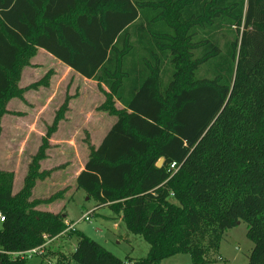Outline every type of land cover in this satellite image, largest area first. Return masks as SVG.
<instances>
[{"label": "trees", "instance_id": "trees-1", "mask_svg": "<svg viewBox=\"0 0 264 264\" xmlns=\"http://www.w3.org/2000/svg\"><path fill=\"white\" fill-rule=\"evenodd\" d=\"M39 48L96 81L100 108L116 117L88 145L76 189L149 244L145 257L120 259L70 230L74 264H160L180 253L206 264L241 221L253 243L247 264H264V0H0V118L22 97L20 71ZM67 108L66 99L17 193L14 172L0 169V264H25L9 252L66 229L64 212L35 209L61 192L30 196Z\"/></svg>", "mask_w": 264, "mask_h": 264}, {"label": "rangeland", "instance_id": "rangeland-1", "mask_svg": "<svg viewBox=\"0 0 264 264\" xmlns=\"http://www.w3.org/2000/svg\"><path fill=\"white\" fill-rule=\"evenodd\" d=\"M34 83L39 85L28 88ZM17 86L24 89L22 97L10 98L5 104L7 112L0 118V168L14 172L15 189L23 187L32 156L66 99L68 108L49 138V149L46 150L49 159L44 158L39 162L40 170H48L47 175L55 169L66 170L69 174L80 169L87 160L88 145L95 146L116 120L115 116L100 108L105 95L96 81L82 77L43 49H37L28 64L22 67ZM103 89L106 90L104 86ZM115 107L122 108L117 101ZM45 177L37 179L34 187L38 181H45ZM39 186L42 193L38 191L33 194V187L30 200L46 199L42 196L45 191H49L50 196L61 193L50 202L38 203L35 209L51 213L65 211L73 221L78 220L83 212L95 209L90 221H78L75 229L120 259L126 256L136 259L146 256L149 244L142 236L129 232L108 206L96 207V201L93 198L87 199L83 190L77 189L73 194V185L62 189L53 186L49 190L43 189L42 183ZM65 202V209H62ZM246 231L247 225L243 221L227 230L216 260L206 264H247L253 243L246 237ZM75 243L74 236L59 238L48 247L53 254H34L25 264H74L71 254ZM59 253L66 256L63 263H58L65 257L59 256ZM160 264H192V261L188 253H180L163 259Z\"/></svg>", "mask_w": 264, "mask_h": 264}, {"label": "crops", "instance_id": "crops-1", "mask_svg": "<svg viewBox=\"0 0 264 264\" xmlns=\"http://www.w3.org/2000/svg\"><path fill=\"white\" fill-rule=\"evenodd\" d=\"M50 55V54H49ZM53 57V56H52ZM57 60V59H56ZM114 123V121L111 123V125L109 126V128L112 126V124ZM109 128H107L106 129V131L102 134V136H101V138L98 140V142H97V144L95 145V147H97L100 143H101V141H102V139L104 138V136L106 135V133H107V131L109 130ZM49 149V148H48ZM46 154H47V152H46ZM45 159H49L48 158V154H47V157L45 158ZM44 159V160H45ZM83 166H84V164H82V166L80 167V169H78L77 171H74L72 174H69L66 170H62V169H59V170H57V169H55V170H53V171H51V173L49 174V175H47L46 177H45V181H38L37 182V184H36V186L34 187V189H33V194L34 193H36V192H40V186H39V184L40 183H42L43 184V189H50L51 187H53V186H58V187H60L61 189L62 188H64V187H66V186H68V185H73V194H74V192H75V190H77L76 189V184H75V180H76V177H77V175L79 174V172L83 169ZM0 169H5V168H0ZM51 169V168H50ZM6 170V169H5ZM42 170H46V169H42ZM57 170V171H56ZM9 171V170H8ZM14 181H15V176H14ZM15 183V182H14ZM14 183H13V193H16V192H18V190L19 189H15V185H14ZM42 192H40V194H41ZM49 195V191L47 192V191H45V193L44 194H42V196H43V198H47V197H49L48 196ZM40 196V195H39ZM71 198V197H70ZM69 199H67V201H68ZM66 201V202H67ZM66 202L63 204V206H62V209L64 208L65 209V206H66ZM102 206H107V205H102ZM95 210V209H94ZM94 210H92L93 212H94ZM65 212V211H64ZM92 212V213H93ZM86 212H83L82 213V215H81V217L83 216V214H85ZM66 214V217H65V219L64 220H67V221H69L71 224H77L78 223V221H81V220H84V219H81V217L78 219V220H76V221H73L72 219H70V218H68L67 217V213H65ZM85 221H90V219L89 220H85ZM1 223V222H0ZM230 230V229H229ZM62 237H64V238H66V237H68V235H67V233L66 234H62V235H59V236H57V237H55V238H53V239H51V241L49 242V244L45 247V254H47L48 252H51V254H53V252L50 250V249H48V247L50 246V244H52L53 242H55L56 240H58L59 238H62ZM57 252H59V250L57 251ZM44 254V255H45ZM60 255L59 256H61L62 257V253H59ZM58 256V255H57ZM223 258V257H222ZM221 258V259H222ZM62 261H59L60 263H63L64 261H66V258H64V259H61ZM58 262V263H59Z\"/></svg>", "mask_w": 264, "mask_h": 264}, {"label": "built area", "instance_id": "built-area-1", "mask_svg": "<svg viewBox=\"0 0 264 264\" xmlns=\"http://www.w3.org/2000/svg\"><path fill=\"white\" fill-rule=\"evenodd\" d=\"M178 166L175 162H172L169 165L168 170L171 172V174H174V172L177 170ZM93 211H89L86 212L85 214H83V216L81 217V219L84 220H89L90 216L92 215ZM4 221V215L2 213H0V222ZM65 224H66V229L60 234H66L68 231L70 230H74L75 229V224H71L69 221L64 220ZM59 236V235H58ZM42 237L45 239V242L35 248H32L30 250H26V251H18V252H9V255L12 256V258H19V259H28L30 257H32L34 254H41L45 252V247L49 244V242L51 241V239L53 238H48L46 237V235H42ZM122 264H133L132 262L128 261V260H124L122 262Z\"/></svg>", "mask_w": 264, "mask_h": 264}, {"label": "water", "instance_id": "water-1", "mask_svg": "<svg viewBox=\"0 0 264 264\" xmlns=\"http://www.w3.org/2000/svg\"><path fill=\"white\" fill-rule=\"evenodd\" d=\"M163 162H164V158H160V159L157 161L156 165H157V166H162ZM87 199H88V198H87Z\"/></svg>", "mask_w": 264, "mask_h": 264}]
</instances>
